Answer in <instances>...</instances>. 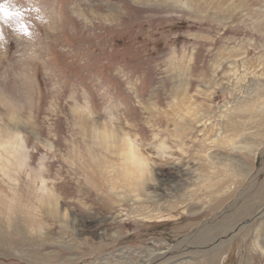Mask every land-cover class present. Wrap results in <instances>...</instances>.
Returning a JSON list of instances; mask_svg holds the SVG:
<instances>
[{
  "label": "rangeland",
  "instance_id": "1",
  "mask_svg": "<svg viewBox=\"0 0 264 264\" xmlns=\"http://www.w3.org/2000/svg\"><path fill=\"white\" fill-rule=\"evenodd\" d=\"M0 136V264H264V0H0Z\"/></svg>",
  "mask_w": 264,
  "mask_h": 264
},
{
  "label": "bare ground",
  "instance_id": "2",
  "mask_svg": "<svg viewBox=\"0 0 264 264\" xmlns=\"http://www.w3.org/2000/svg\"><path fill=\"white\" fill-rule=\"evenodd\" d=\"M15 120H18L17 117H15ZM99 133L101 134L102 139H104L107 143H110L114 148H116L117 152L123 156L125 162L123 161L124 165H122L124 166L123 168L125 169V174L128 177L129 184L132 185L133 188L139 189L153 181L149 162L145 157L139 154L138 150L129 140L124 138L121 134L116 133L115 130H111L109 128H104ZM7 136L8 137L3 144L4 149L7 152V155L12 156L14 160L12 161L13 163L8 162L7 165L11 166L10 168H12V166H17L16 168H23V166H26V156L22 139L16 131H9ZM1 142L2 138L0 136V144ZM44 191V202H48L47 204L49 206L51 204V212L58 215L60 212V206H58L57 201L52 196H50L51 193L49 194L47 190ZM48 205L46 206L48 207Z\"/></svg>",
  "mask_w": 264,
  "mask_h": 264
}]
</instances>
